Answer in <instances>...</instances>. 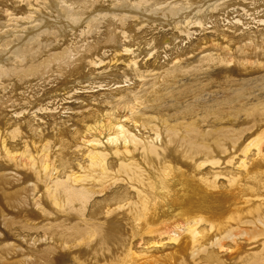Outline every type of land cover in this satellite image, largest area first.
I'll return each instance as SVG.
<instances>
[{
    "label": "bare ground",
    "instance_id": "6f19581e",
    "mask_svg": "<svg viewBox=\"0 0 264 264\" xmlns=\"http://www.w3.org/2000/svg\"><path fill=\"white\" fill-rule=\"evenodd\" d=\"M66 262L264 264V0H0V264Z\"/></svg>",
    "mask_w": 264,
    "mask_h": 264
},
{
    "label": "rangeland",
    "instance_id": "374dc122",
    "mask_svg": "<svg viewBox=\"0 0 264 264\" xmlns=\"http://www.w3.org/2000/svg\"><path fill=\"white\" fill-rule=\"evenodd\" d=\"M55 16H56V15H55ZM86 71L88 72V68H86ZM86 71H85V72H86ZM82 77H84V76H82ZM126 235H127V234H126ZM245 244H246V245H255L256 248L259 247L258 241H250V242H246ZM249 249H251V247H249ZM234 260H236V259H235V258L232 259V261H234ZM68 261H69V260H68ZM68 261H67V262H68ZM221 261L224 262V261H225V258H222ZM228 261H230V260L228 259ZM67 262H66V263H67ZM67 264H69V263H67Z\"/></svg>",
    "mask_w": 264,
    "mask_h": 264
}]
</instances>
